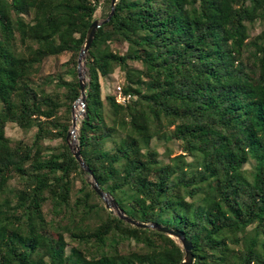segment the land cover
<instances>
[{"label":"trees","instance_id":"obj_1","mask_svg":"<svg viewBox=\"0 0 264 264\" xmlns=\"http://www.w3.org/2000/svg\"><path fill=\"white\" fill-rule=\"evenodd\" d=\"M102 5L109 15L111 0H0V264L184 260L177 240L107 210L67 143ZM116 68L124 105L102 96ZM87 77L78 141L100 188L130 218L183 231L194 264H264V0H119ZM155 139L180 153L162 160Z\"/></svg>","mask_w":264,"mask_h":264},{"label":"water","instance_id":"obj_2","mask_svg":"<svg viewBox=\"0 0 264 264\" xmlns=\"http://www.w3.org/2000/svg\"><path fill=\"white\" fill-rule=\"evenodd\" d=\"M118 1L119 0H111V12L105 20L100 21L98 19H95L92 22L88 30L85 42L82 46L80 55L78 57L77 73H78V79H79V84H80L81 97L78 99V101L73 106L72 126L67 135V143L76 161L80 164L83 171H85L88 174L87 181L89 185L102 199L107 210L111 211L121 220H123L124 222H126L127 224L133 227H137L140 229L154 230L159 233L166 234L169 237L177 240L184 252V260L182 264H194V260H195V257L193 254L194 247H193L192 242L187 239L186 234L183 231H180L178 229H173V228H170L168 226H165V225H162L156 222L155 223H143V222L137 221L127 216L120 209L116 200L109 193L103 191L100 188L97 180L94 177L93 172L88 167V165L86 164V162L84 161L81 155V149H80V145L78 141L79 124L74 118V109H75L76 104L80 103V106L82 107L81 115L82 117H84L85 109H86V100H87V87H88L87 55L93 45V42L95 40V37L97 35L99 28H101L104 24L111 21V19L113 18L115 11H116V5Z\"/></svg>","mask_w":264,"mask_h":264},{"label":"rangeland","instance_id":"obj_3","mask_svg":"<svg viewBox=\"0 0 264 264\" xmlns=\"http://www.w3.org/2000/svg\"><path fill=\"white\" fill-rule=\"evenodd\" d=\"M108 13H109L108 7H106L105 5H102L97 10L95 19L103 21L107 18ZM262 29H263L262 25L260 23H257L255 30L253 32V35L259 34ZM112 48H114L116 50H120V51L126 50V46L119 44V43H113ZM69 57H70L69 55H63L59 58L48 59L44 65L43 70H42L43 76L56 75V74L62 72V70H63L62 65L69 60ZM135 66L140 67L139 64H135ZM100 81L102 84V96L105 99L108 95L118 96L117 95L118 87H123L125 79H124L123 72L119 68H116L115 72L111 76H109L107 78L101 77ZM126 102H124L122 104L124 105V104H126ZM34 134H35V130H31L29 132H24L17 125L12 124V123H9L7 125V128H6V135H7V137H9L12 140L23 139V140L30 143V142H32V140L34 138ZM59 143H60V141H45L44 142L45 145H50V146H54V147H56ZM151 146L160 153L161 159L164 161H168L167 156L169 154H172L174 156L175 154L180 153V151H179L180 149H179V146L177 143H174V145H172V147H171L172 150H170V151H167L164 141H158L157 139L152 141ZM253 166H254V163L250 162L244 166V170L250 171L253 168Z\"/></svg>","mask_w":264,"mask_h":264},{"label":"bare ground","instance_id":"obj_4","mask_svg":"<svg viewBox=\"0 0 264 264\" xmlns=\"http://www.w3.org/2000/svg\"><path fill=\"white\" fill-rule=\"evenodd\" d=\"M81 111L82 107L80 106V103H77L74 109V118L78 124L80 123V120L82 118Z\"/></svg>","mask_w":264,"mask_h":264},{"label":"built area","instance_id":"obj_5","mask_svg":"<svg viewBox=\"0 0 264 264\" xmlns=\"http://www.w3.org/2000/svg\"><path fill=\"white\" fill-rule=\"evenodd\" d=\"M117 102L122 104L124 102H126L129 98H126L124 95H123V91H122V88L121 87H118V91H117Z\"/></svg>","mask_w":264,"mask_h":264}]
</instances>
